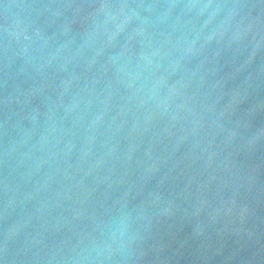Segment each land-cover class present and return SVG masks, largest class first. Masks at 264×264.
<instances>
[{"label":"water","instance_id":"water-1","mask_svg":"<svg viewBox=\"0 0 264 264\" xmlns=\"http://www.w3.org/2000/svg\"><path fill=\"white\" fill-rule=\"evenodd\" d=\"M0 264H264V0H0Z\"/></svg>","mask_w":264,"mask_h":264}]
</instances>
